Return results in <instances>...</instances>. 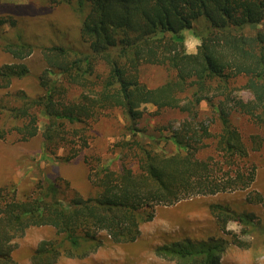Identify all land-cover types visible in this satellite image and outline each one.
<instances>
[{"label":"trees","instance_id":"obj_1","mask_svg":"<svg viewBox=\"0 0 264 264\" xmlns=\"http://www.w3.org/2000/svg\"><path fill=\"white\" fill-rule=\"evenodd\" d=\"M49 1L89 6L80 29L88 48L40 47L46 64L39 77L42 95L17 92L14 102L0 105L22 140L41 135L45 149L54 152L56 145L72 134L71 126L81 124L75 132L85 134L89 121L108 108L124 111L133 134L139 130L136 124L146 104L179 109L191 120H184L172 131L170 140L178 148L173 154L140 142L133 152V163L123 159L114 168L91 167L88 178L96 187V196L76 193L64 201L54 183L36 195L20 198L17 189L1 186L0 264H17L15 240L32 226L50 225L62 236L41 240L31 256L35 264H56L62 256H73L83 242L94 243L101 231L114 243L136 241L141 222L153 219L158 205L251 185L256 168L245 167L249 148L232 117L248 116L264 126V0ZM5 24L13 27L17 21L0 16V26ZM189 29L200 39L196 52L186 50L184 31ZM3 50L22 60L34 52L35 45L19 35L16 41L6 42ZM100 64L106 65V73L99 71ZM143 64L167 66L175 75L149 87L139 78ZM28 72L22 62L3 64L0 86H8ZM238 77L245 78L242 88L252 98L245 100L238 94L239 88L231 87V80ZM74 86L81 89L76 99L69 97V88ZM203 101L221 121L216 150L226 170L214 157L196 155L202 141L211 137L199 120ZM258 143L254 140L253 147ZM86 146L87 140L82 138V147ZM77 153L69 150L65 159ZM248 199L264 208V193L251 192ZM210 210L221 229L231 220L255 221L253 213L238 212L221 203L211 204ZM96 242L99 246L101 240ZM228 243L222 236L185 239L158 246L156 252L176 264H223Z\"/></svg>","mask_w":264,"mask_h":264},{"label":"rangeland","instance_id":"obj_2","mask_svg":"<svg viewBox=\"0 0 264 264\" xmlns=\"http://www.w3.org/2000/svg\"><path fill=\"white\" fill-rule=\"evenodd\" d=\"M89 6L79 7L71 3L55 4L49 0H0V16H12L17 25L0 26V66L6 63H24L28 74L17 77L6 87L0 86V105L14 102L17 92H25L31 97L42 95L40 75L46 68L40 47L42 45H63L87 49L88 44L80 34L82 20ZM202 26V23H200ZM196 29L199 24H196ZM194 29L185 30V46L188 52H196L200 39ZM249 31H254L250 28ZM35 45L34 52L25 59H14L3 50L6 42L16 41L18 36ZM99 71L106 73L104 64ZM175 72L163 65L143 64L140 66V81L149 87H156L174 77ZM244 77L231 80L232 88H239L238 94L245 100L252 94L242 88ZM81 89L69 88V97L76 99ZM199 108L203 125L211 132V137L202 141L196 155L199 158L214 157L223 166V160L216 150V141L222 130L218 114L206 101ZM143 115L133 134L129 128L130 118L119 108H108L96 120L89 121L85 134H76L83 127L74 124L67 139L57 144L54 152L46 150L41 135L22 140L12 128L6 111L0 109V187L17 189L18 197L38 194L56 183L60 188L58 196L69 200L76 193L83 197L96 196L97 190L88 178L91 167L110 165L116 167L122 160L133 163V152L138 143L152 145L165 154H173L177 146L170 140L172 131L180 128L184 120H191L187 113L179 109H157L152 104L142 106ZM42 122L44 121L41 115ZM233 124L239 129L248 145L249 155L245 167L254 166V181L246 189L230 190L223 193L196 195L173 205H158L154 217L143 221L141 234L134 242L114 243L104 232H98V240L83 242L73 256H62L56 264H176L175 260L163 257L156 248L177 240L197 241L210 236H222L228 240V248L223 255V264H264V208L250 201L252 192L264 193V126L248 116L233 115ZM43 126L41 123V131ZM84 135V136H82ZM82 138L87 146L82 147ZM257 140L258 147H253ZM71 148V149H70ZM78 150L75 157L66 160L70 150ZM221 203L238 212H250L255 216L254 224L231 220L226 229H221L210 205ZM62 239L50 225L32 226L24 235L16 238L14 257L17 264H35L31 256L43 239Z\"/></svg>","mask_w":264,"mask_h":264}]
</instances>
